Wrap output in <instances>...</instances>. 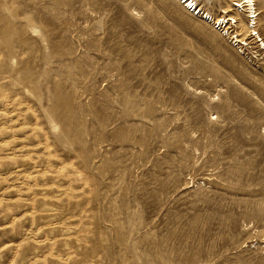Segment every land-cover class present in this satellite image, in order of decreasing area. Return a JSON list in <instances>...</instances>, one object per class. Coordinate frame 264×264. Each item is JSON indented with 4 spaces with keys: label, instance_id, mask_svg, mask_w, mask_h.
<instances>
[{
    "label": "rangeland",
    "instance_id": "obj_1",
    "mask_svg": "<svg viewBox=\"0 0 264 264\" xmlns=\"http://www.w3.org/2000/svg\"><path fill=\"white\" fill-rule=\"evenodd\" d=\"M193 1L0 0V264H264V52Z\"/></svg>",
    "mask_w": 264,
    "mask_h": 264
},
{
    "label": "bare ground",
    "instance_id": "obj_2",
    "mask_svg": "<svg viewBox=\"0 0 264 264\" xmlns=\"http://www.w3.org/2000/svg\"><path fill=\"white\" fill-rule=\"evenodd\" d=\"M182 1V2H181ZM179 2V1H178ZM181 4H185V8L191 12V9H193V12H197L198 15H202V18L205 16H208L207 14L203 13L202 10L200 8H197V6L194 7L195 3L193 0H180ZM237 3H234L235 7H239L241 8L240 13H244L245 14V31L247 33H249L250 37H254L256 38V43L258 44V48L259 50H262L264 52V41L260 38V36L258 35V33H256V11H255V5H254V0H237ZM233 6V5H232ZM239 12V11H237ZM243 17V16H242ZM243 19V18H242ZM213 20V19H211ZM244 20V19H243ZM223 19H222V23H223ZM230 23L233 22L232 19L228 20ZM219 21L217 20L216 23H218ZM226 22V21H225ZM242 22V21H241ZM214 23V25L216 24ZM227 23V22H226ZM236 24V22H233ZM243 23V22H242ZM221 28V27H220ZM225 31V30H224ZM234 41L236 44H238V46H246V44L239 40L237 37L234 38ZM248 46V45H247Z\"/></svg>",
    "mask_w": 264,
    "mask_h": 264
},
{
    "label": "built area",
    "instance_id": "obj_3",
    "mask_svg": "<svg viewBox=\"0 0 264 264\" xmlns=\"http://www.w3.org/2000/svg\"><path fill=\"white\" fill-rule=\"evenodd\" d=\"M182 2V1H181Z\"/></svg>",
    "mask_w": 264,
    "mask_h": 264
}]
</instances>
